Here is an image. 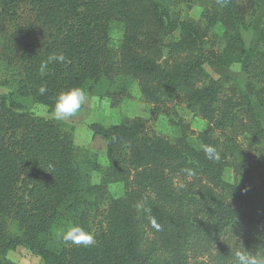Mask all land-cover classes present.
<instances>
[{"label": "trees", "instance_id": "1", "mask_svg": "<svg viewBox=\"0 0 264 264\" xmlns=\"http://www.w3.org/2000/svg\"><path fill=\"white\" fill-rule=\"evenodd\" d=\"M259 2L216 0L200 26L169 20L155 0H0V31L14 25L6 43L10 51L19 45L21 68L17 89L0 95V264H8L5 256L17 246L43 264H202L198 257L209 255L227 236L242 237L252 253H264V126L249 94L230 87L227 92L228 76L214 79L204 68L223 67L245 55L240 27ZM21 8L28 14L23 23L18 22ZM112 21L123 26L117 50L109 44ZM216 24L226 41L220 55L203 48ZM176 29L179 38L166 41ZM259 35L248 67L256 70L255 78L263 77L253 94L264 117V15ZM31 37L38 38L24 41ZM55 53L64 61L51 62L41 74L40 64ZM130 81L151 105L152 118L177 100L206 120L201 147L150 135L142 118L91 123L93 135L106 141L108 163L102 167L84 156L79 164V150L64 124L33 115L14 98H31L53 111L62 90L81 86L94 94L107 83L113 89L103 95L116 106L129 97ZM41 85L47 88L43 95ZM204 145L215 146L219 159H207ZM228 157L243 176L240 185L222 177ZM253 162L263 169L257 183ZM83 164L101 173L98 183H89ZM189 177L206 180L200 199L178 192L176 180ZM115 182L123 184L124 195L106 197ZM102 197L108 198L106 225L93 246L50 243L61 211L80 212ZM5 217L17 222L19 233L7 231Z\"/></svg>", "mask_w": 264, "mask_h": 264}, {"label": "rangeland", "instance_id": "2", "mask_svg": "<svg viewBox=\"0 0 264 264\" xmlns=\"http://www.w3.org/2000/svg\"><path fill=\"white\" fill-rule=\"evenodd\" d=\"M161 8L167 12L169 20L177 23L191 21L200 26H205L204 15L213 8L216 0H155ZM244 1V0H243ZM20 19L18 22H25L28 19L26 10H19ZM264 15V0H260L259 6L245 15L244 23L240 27V34L246 53L239 61L232 62L223 67H212L204 64V68L210 77L216 79L222 76H228L226 85L227 92L230 88L237 90L236 93L245 92L250 95L253 101L254 108L257 112L258 118L264 126V117L262 107L258 104L256 97L253 94V88L258 89L261 86L263 77L255 78V72L252 67H248L251 59L252 49L255 46L257 38L260 37V28L263 25ZM122 24L118 21L111 22L110 28V47L112 50H117L122 37ZM14 30L13 24H7L0 31V95H7L14 92L18 87V81L21 77L20 65L17 60V50L19 47H13L9 50L7 47V39ZM224 30L216 24L211 27L204 37L203 48L207 51L220 55L225 48L226 41L224 37ZM179 29H176L170 34L166 41L176 40L179 38ZM37 36V35H35ZM38 37L25 38L26 43H34ZM17 48V49H16ZM15 53H14V52ZM108 89H113L107 83L97 86L94 94H89V101L82 110L73 118L62 121L65 130L70 132L74 145L78 148L77 161L79 164L85 158L90 160H97L99 164L104 167L108 160L106 156V141L99 136L93 135L90 130L91 123H98L103 126L117 124L121 122L128 123L136 118L145 120L144 126L148 134H156L166 138L171 143H178L180 139L193 145L196 148L201 147L199 139L202 133L209 125L206 120L194 115L191 111L186 109L185 105L179 101H173L168 105L165 113L159 114L156 118L150 115L151 105L146 103L141 97L139 88L134 81L128 83L129 97L124 98L116 106H111L110 98L106 97L104 92ZM99 93L100 95H97ZM229 94V93H228ZM232 94V93H231ZM15 100L22 105V108L33 115L45 119H52V111L47 107L35 103L31 98H23L16 94ZM218 135V132L211 134ZM241 143L242 137L238 139ZM96 157V158H95ZM227 163L222 171V177L226 182H237L239 185L243 181V176L236 173L231 160ZM254 164L253 183L258 182V176L263 169ZM81 170L86 173L87 180L90 184H96L100 181L101 173L96 170L89 169L88 166L82 165ZM177 190H185L186 194L193 199H200L202 186L207 185L206 180L200 177H189L185 180H176ZM125 193V188L121 182H115L108 185V198L122 197ZM108 198H100L96 204L89 205L80 212L61 211L55 220L50 234L49 241L56 246L73 245L66 243L59 239L56 233L65 228L70 223H77L85 229L91 230L95 237L99 230L105 228L106 213L108 208ZM204 214L197 216L203 217ZM7 231L12 234L19 233L17 222L11 217H5ZM248 241L242 237H222L211 249L209 255L198 257V261L202 264H233V252L238 248H244L252 253L249 248ZM8 264H43L41 258L31 253L23 246H17L14 250L9 251L5 256ZM195 264V261H192Z\"/></svg>", "mask_w": 264, "mask_h": 264}, {"label": "clouds", "instance_id": "3", "mask_svg": "<svg viewBox=\"0 0 264 264\" xmlns=\"http://www.w3.org/2000/svg\"><path fill=\"white\" fill-rule=\"evenodd\" d=\"M62 53L50 55L47 60L39 66V71L44 74L49 64L53 61H64ZM38 92L43 95L47 88L43 85L38 87ZM89 101V93L81 86L69 87L59 92L55 98L52 111V119L62 122L75 117ZM203 152L207 159L218 160L219 152L213 145H204ZM56 235L60 240L71 243L78 247H90L96 243L95 234L77 223H70L65 228L60 229ZM233 264H264V253H251L244 248H238L233 252Z\"/></svg>", "mask_w": 264, "mask_h": 264}]
</instances>
